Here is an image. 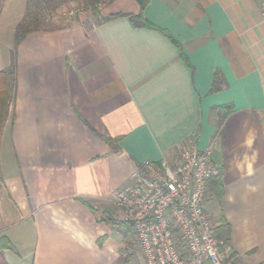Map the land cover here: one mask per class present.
Returning <instances> with one entry per match:
<instances>
[{"label": "crops", "instance_id": "0c3cea01", "mask_svg": "<svg viewBox=\"0 0 264 264\" xmlns=\"http://www.w3.org/2000/svg\"><path fill=\"white\" fill-rule=\"evenodd\" d=\"M1 2L3 71L26 0ZM98 11L123 16L60 19L15 52L0 144L7 263L118 264L115 193L143 162L213 144L205 207L229 231L224 264H264V0H149L151 27L130 19L136 0Z\"/></svg>", "mask_w": 264, "mask_h": 264}, {"label": "built area", "instance_id": "2783aa9c", "mask_svg": "<svg viewBox=\"0 0 264 264\" xmlns=\"http://www.w3.org/2000/svg\"><path fill=\"white\" fill-rule=\"evenodd\" d=\"M213 152L211 144L185 148L172 163L147 160L115 193L144 264H224L225 244L205 207L208 183L220 174Z\"/></svg>", "mask_w": 264, "mask_h": 264}, {"label": "trees", "instance_id": "16d2710c", "mask_svg": "<svg viewBox=\"0 0 264 264\" xmlns=\"http://www.w3.org/2000/svg\"><path fill=\"white\" fill-rule=\"evenodd\" d=\"M75 1L76 0H26L25 15L15 28L12 65L9 69L0 71V144L3 129L6 120L9 117V110L14 100L15 94V52L17 51L20 44L23 43L30 34L45 30L49 27V25L57 24L60 21V19H58L59 9L67 2ZM113 1L114 0H86L85 4L83 5L91 9L93 17L97 18V22L100 23L110 21L119 16H123V14L111 15L105 18L100 16L98 11L99 8L103 5H108ZM148 1L149 0H136L140 7V13L137 16H129L132 22H134V24L138 27H151L146 22V19L142 14ZM104 140L115 152L120 151L119 139L104 138ZM214 155L215 154L213 152L212 162L219 168V165L215 161ZM114 225L118 227L119 231L123 233L126 238L130 233H132V229L127 223L114 222ZM228 236L229 231L227 230L220 235L217 232L218 239L225 243V246L229 241ZM10 249H12L10 242L4 238H0V264H8L5 259V251Z\"/></svg>", "mask_w": 264, "mask_h": 264}, {"label": "rangeland", "instance_id": "374dc122", "mask_svg": "<svg viewBox=\"0 0 264 264\" xmlns=\"http://www.w3.org/2000/svg\"><path fill=\"white\" fill-rule=\"evenodd\" d=\"M86 0H76L75 2H67L64 4L58 12V19L86 17L92 15L91 9L87 8L85 4ZM3 2V0H2ZM1 2V3H2ZM13 4V3H12ZM1 6V4H0ZM7 10H10V5L7 6ZM7 13V11H6ZM128 235L127 250L125 251L122 259L118 264H144L143 258L137 248V243L133 231ZM208 264V263H205Z\"/></svg>", "mask_w": 264, "mask_h": 264}]
</instances>
